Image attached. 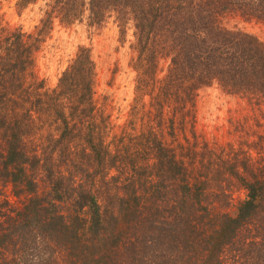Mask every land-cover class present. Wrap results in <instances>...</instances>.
<instances>
[{"label":"trees","instance_id":"1","mask_svg":"<svg viewBox=\"0 0 264 264\" xmlns=\"http://www.w3.org/2000/svg\"><path fill=\"white\" fill-rule=\"evenodd\" d=\"M53 12L67 25L83 22L87 13L90 26H102L112 13L122 27L135 23L138 91L160 112L145 148L159 162L145 170L151 179L135 188L134 196V181L116 186V194L103 189L128 147L119 144L126 136L109 142L111 149L104 140L107 126L103 132L96 115L91 49L81 48L58 86L41 95L25 82L38 39L33 43V36L21 30L7 37L0 49V181L12 185L23 203L7 220L0 264L2 247L18 240L23 246L53 240L75 264H211L215 258L216 264H264V157L257 173H231L246 190L236 211L212 216L208 183H194L162 128L166 110L173 130L179 121L186 126L188 117L193 122L199 92L215 84L228 95L264 99V44L221 26L232 15L264 23V0H55ZM52 17L43 22L42 33L51 31ZM165 57L167 74L157 88ZM257 106L263 110L264 101ZM46 126L55 131L41 134L38 145L35 139ZM113 147L120 154L109 160ZM162 206L171 207L174 217L161 221ZM124 219L133 233L123 247L119 226Z\"/></svg>","mask_w":264,"mask_h":264},{"label":"rangeland","instance_id":"2","mask_svg":"<svg viewBox=\"0 0 264 264\" xmlns=\"http://www.w3.org/2000/svg\"><path fill=\"white\" fill-rule=\"evenodd\" d=\"M54 2L55 0H0V49L3 48L2 42L18 30L32 35L33 43L38 39V50L33 56L31 69L25 75V82L30 91L41 95L51 93L58 86L63 73L77 59L81 48L91 49L96 65V115L99 116L98 123L102 125L103 132L107 126L104 140L111 149L112 144L109 142L115 137L120 140L126 136L125 141L119 144L123 148L128 147V151L122 153L125 157L119 156V168L111 167L110 174L105 178L108 183L102 188H111L113 191H110L116 194L119 191L114 190L116 186H125L130 182L133 184L134 181L135 187L131 190L134 196V189H141L151 179L146 176L145 170H151V166L159 162L154 151L145 146L160 116V112L151 106L152 98H143L138 91L139 77L134 68L138 58L135 23L130 21L122 27L117 14L112 13L102 26H90L87 13L83 22L63 24L53 12ZM50 13L54 16L51 31L42 33L43 22L48 20ZM221 26L252 35L264 44V23L232 15L223 18ZM168 65L166 57L162 58L155 79L157 88L165 79ZM263 101L261 98L257 101L255 98L228 95L215 84L199 92L196 119L192 122V117L186 118V126L179 121L173 130L170 127L172 114L169 110L164 112L166 121L162 128L164 127L165 141L170 147L177 148V159L185 161L192 171L194 183L198 186L208 183L209 187L205 190L208 195L206 203L212 210V216L234 213L238 203L246 197V190L241 182L233 174L235 178L230 177L233 170L250 176V172L257 173L263 165L264 121L261 117L264 116V109L260 110L257 106ZM54 127L51 129L46 126L39 131L40 135L35 139L39 142L38 145L43 142L41 134L48 135V129L55 131ZM118 154L120 153L113 147L109 160L116 159L115 155ZM114 177L116 181L112 180ZM101 183V178L97 175L96 184ZM41 184V192H44L46 185L44 182ZM141 195L139 193L136 197L140 198ZM22 200L14 194L12 185L0 181V240L9 227L7 220H13L11 213L14 208L22 206ZM106 201L102 194L100 202L105 205ZM109 202L108 200L107 203ZM172 217L171 207L162 206L160 220L166 221ZM119 232L125 235L120 244L124 247L126 238H131L133 233L125 219L119 226ZM32 241L26 246L19 240L14 244L12 241L7 242L2 247V264H75V259L64 257L66 253L63 245H53V240L49 244L45 240H38L37 243ZM221 258H224V254ZM215 260L216 258L214 261L212 259L211 264H216Z\"/></svg>","mask_w":264,"mask_h":264}]
</instances>
